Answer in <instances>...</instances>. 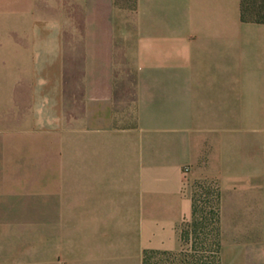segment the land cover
<instances>
[{"label":"rangeland","instance_id":"rangeland-1","mask_svg":"<svg viewBox=\"0 0 264 264\" xmlns=\"http://www.w3.org/2000/svg\"><path fill=\"white\" fill-rule=\"evenodd\" d=\"M12 1L0 0V41L28 45L22 58L0 54V76L19 66L25 86H43L54 71L56 125L31 105L22 127L0 125V264H264L257 94L230 109L209 108L207 94L154 101L138 51L150 33L144 0ZM244 10L264 18V0ZM105 41L110 59L89 60L85 44ZM87 121L98 125L85 132ZM96 165L117 167L113 186L130 187L129 199L102 188L85 198L81 172ZM148 187L163 206L143 204Z\"/></svg>","mask_w":264,"mask_h":264},{"label":"crops","instance_id":"crops-1","mask_svg":"<svg viewBox=\"0 0 264 264\" xmlns=\"http://www.w3.org/2000/svg\"><path fill=\"white\" fill-rule=\"evenodd\" d=\"M144 1L149 9L146 12V30L150 33L139 45L138 51L143 56L139 60L145 63L144 77L149 94L162 95L153 98L154 101L181 102L184 101L183 95L187 94L196 95L189 100L199 103V95L207 94L205 101L214 104L209 108L230 109L233 104H245L247 93H256V104L264 107V23L242 21L240 0ZM11 3L17 5L18 0ZM0 45L15 47L1 50L0 54L22 58L24 45L28 44L22 39L5 38ZM83 52L89 60H109L112 54L106 41L86 43ZM52 55H55V51H52ZM18 67L14 71L9 70L11 73L1 75L6 80L0 83V125L8 127L10 131L14 127H22L25 109L31 105L33 117L47 111L48 126H55V72L47 71V85L25 86L24 71L20 67L18 70ZM92 84L87 94L94 97L98 93L95 90L101 87ZM94 99L99 98L95 96ZM36 124L44 123L39 121ZM85 124V132H88L89 126L98 125L88 121ZM109 132L112 134V131ZM81 173L86 199L98 200L101 188L113 190V193L102 196L119 197L120 194L114 190L123 188L113 186L118 180L115 176L118 174L117 167L96 165L85 168ZM130 189L126 187L123 189L125 193H122L128 199ZM88 190L91 192L88 193ZM159 190V194L153 195L151 187L146 189L148 201L143 203L146 207L164 205L163 192ZM165 196L175 198V187L168 188ZM145 214L149 215L147 220L152 219L150 209L145 210Z\"/></svg>","mask_w":264,"mask_h":264},{"label":"trees","instance_id":"trees-1","mask_svg":"<svg viewBox=\"0 0 264 264\" xmlns=\"http://www.w3.org/2000/svg\"><path fill=\"white\" fill-rule=\"evenodd\" d=\"M240 19L242 21H251V22H259L264 23V18H247L245 16V10H244V0H240Z\"/></svg>","mask_w":264,"mask_h":264}]
</instances>
